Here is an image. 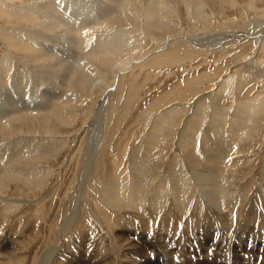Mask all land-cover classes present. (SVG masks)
Here are the masks:
<instances>
[{"label":"rangeland","instance_id":"374dc122","mask_svg":"<svg viewBox=\"0 0 264 264\" xmlns=\"http://www.w3.org/2000/svg\"><path fill=\"white\" fill-rule=\"evenodd\" d=\"M110 1L120 5L119 14L93 24L90 32L87 27L83 57L78 43L67 49L81 54L70 57L67 49L53 53L48 39L73 36L82 25L85 4L89 11L88 0H0V78L7 81L3 90L12 92L15 74L24 82L22 93L31 88L30 72L72 74L55 77L56 85L68 89L65 103L44 115L31 113L11 121L13 141L0 140L3 154H18L6 177L0 176V198L6 200L0 210L8 214L0 215V261L18 264L24 258V264H39L46 253V264H134L154 255L155 264H198L204 257L208 261L200 264H264V241L252 245L250 238L239 242L235 237V258L224 257L223 240L216 232L199 246L193 231L197 223L187 219L190 212H184L174 228L170 243L179 247L173 253L169 245L152 247L161 232L159 221L176 215L175 201L191 205L203 180L218 179L221 200L241 192L234 211L238 216L250 202L264 205V33L257 32L264 30V0ZM38 32L52 36L41 35L42 41L32 35ZM121 34L127 35L125 41ZM109 36L119 39L121 51L87 50ZM227 77L230 85L219 88ZM45 81L39 83L42 92L49 85ZM196 98H201V112L195 108ZM195 128L201 135L193 134ZM98 132L92 171L76 195L83 149ZM106 158L115 169L112 178L107 176ZM168 189L177 198L170 207L163 202L155 222L141 231L129 192L147 202ZM114 190L121 198H114ZM201 209L197 207V215ZM69 212L74 217L62 231ZM210 220L203 221L208 232L211 225L205 222ZM33 238L34 244L28 245ZM182 254L192 262L180 261ZM77 258L81 262L76 263Z\"/></svg>","mask_w":264,"mask_h":264},{"label":"bare ground","instance_id":"6f19581e","mask_svg":"<svg viewBox=\"0 0 264 264\" xmlns=\"http://www.w3.org/2000/svg\"><path fill=\"white\" fill-rule=\"evenodd\" d=\"M89 1V11L88 9V5L85 4V13L82 14L83 15V22L80 23L82 24L81 26H79V28L77 27L76 31H74V35L72 33L73 36H63V37H55V36H52L50 34H46V33H41V32H38L40 33L39 35H37L36 33H32V35H35L36 39H39V40H42L43 41V37H41V35H50L52 36L51 38L48 39V41L50 42V45L53 47V48H49L52 50V52L54 53H58V55H60V51H61V54H62V50H65L67 49L68 47L72 46L73 44H77L76 46L78 47V49L82 50L85 49V45H86V41L84 43V40H85V37L88 33H86V30H87V27H88V30H90V27L96 23L97 24H101V22L103 23L107 18L108 16L110 15H114L115 13H118L119 14V8H120V5L118 3H110L113 4L112 8L109 6L111 5L108 1L109 0H105V1H97V0H88ZM114 1V0H113ZM112 1V2H113ZM86 2V1H85ZM50 3V2H49ZM56 5V4H55ZM41 6V5H40ZM91 7V8H90ZM83 8V10H84ZM81 11V10H80ZM63 12V11H62ZM77 12V11H76ZM83 13V12H82ZM64 14V13H63ZM69 14V13H68ZM60 15V14H59ZM66 16V15H65ZM153 16V15H152ZM69 19V18H68ZM65 20V19H64ZM80 20V19H79ZM82 21V20H80ZM57 22V21H56ZM69 23V22H68ZM106 23V22H105ZM54 24V22H53ZM78 25V24H77ZM65 26V25H64ZM30 28V27H29ZM75 28V27H74ZM100 28V27H99ZM73 29V28H72ZM264 29V28H263ZM70 30V29H69ZM111 30V28H110ZM109 30V31H110ZM113 30V29H112ZM71 31V30H70ZM260 31V35L264 33V30H257V32ZM90 32V31H89ZM113 32V31H112ZM111 32V33H112ZM122 32V31H121ZM106 33V32H105ZM123 33V32H122ZM129 33V32H128ZM86 34V35H85ZM92 34V33H91ZM132 34V33H131ZM111 35V34H110ZM114 36V35H112ZM121 39L120 40H126V36L121 34ZM119 36V37H120ZM211 36V35H210ZM218 36V35H217ZM30 37V36H29ZM34 37V38H35ZM90 37V36H89ZM105 37V36H104ZM110 40H109V39ZM113 38V37H112ZM131 38V37H130ZM97 39V38H96ZM219 39V38H218ZM119 40V39H118ZM115 41L114 39L111 40L110 36L109 37H106L105 39H101L98 40V41H101L99 45H91V46H87V50L90 51V53L94 52V53H97L99 51V49L101 48L102 50H106L105 52H110V53H113V52H117V51H121L122 49V45L119 44V42ZM30 41V40H29ZM45 41V40H44ZM91 41V39L89 40ZM129 41V40H128ZM212 41V40H211ZM39 42V41H38ZM206 42V41H205ZM43 44V43H42ZM41 44V45H42ZM204 44V43H203ZM44 45V44H43ZM47 45V44H45ZM206 45V44H205ZM201 47V46H200ZM75 48V47H74ZM46 49V48H45ZM48 49V48H47ZM77 49V50H78ZM72 50V49H71ZM70 49H67L68 53L71 52V54H68L70 57H74V55L76 54L77 56L80 55L79 52H76L75 54L72 55V51ZM66 51V50H65ZM79 51V50H78ZM84 51V50H83ZM46 52H49V51H46ZM45 52V53H46ZM51 52V53H52ZM49 54V53H48ZM98 54V53H97ZM41 55V54H40ZM57 55V54H56ZM57 55V56H58ZM51 56V55H50ZM77 56H75L77 58ZM67 57V56H65ZM82 57H83V52H82ZM56 58V57H55ZM58 58V57H57ZM62 58V56H61ZM60 58V59H61ZM55 60V59H54ZM58 60V59H57ZM57 60L56 61V64H57ZM63 60V59H62ZM61 60V61H62ZM66 60V58H65ZM63 60L64 62L67 63V65H71L73 63H70V60L69 61H65ZM73 60V59H71ZM62 61V62H63ZM49 62V61H48ZM45 63V62H44ZM23 64V63H22ZM46 64V63H45ZM52 64V63H50ZM55 64V65H56ZM62 64V63H61ZM27 65V64H26ZM49 65V63H48ZM54 65V64H53ZM65 65V63H64ZM36 66V65H35ZM40 66V65H39ZM60 66V65H59ZM58 66V67H59ZM62 66V65H61ZM26 67V66H25ZM34 67V65H33ZM38 67V65L36 66ZM35 67V68H36ZM42 67V66H41ZM63 67V66H62ZM68 67V66H67ZM70 67V66H69ZM45 68V67H44ZM47 68V67H46ZM54 68V66H53ZM43 69V68H40V70ZM48 69V68H47ZM45 69V70H47ZM55 69H56V66H55ZM67 69V68H66ZM78 69V68H77ZM30 70V69H29ZM39 70V69H38ZM39 70V71H40ZM54 70V69H53ZM63 70V69H62ZM72 70V69H71ZM69 70V71H71ZM74 70V69H73ZM56 71H58L56 69ZM67 71V70H66ZM29 72V71H27ZM27 72H25L27 74ZM35 72V71H34ZM30 72V74L28 73L27 76L29 75L30 76V79H33V81H31V88L29 89L28 87H26V90L24 89V91H27V88L29 89L27 92H23L22 93V86L24 85V82L20 81V79L17 77V74H15L14 76V79L12 81V84H10V88L12 90V92H8L7 90L4 91V86H6V82H4V78L1 79L0 78V140H10V141H13L12 140V135L16 133V131H12L10 128V122L15 120H22L21 118H23L24 115H27V114H31V113H35V114H43L44 113L46 114L47 111H51V110H54L56 109L59 105L65 103V98H64V94L67 93L68 95V92L67 90L65 89H62L61 87H59L61 85L58 86L56 85V79L55 77L59 76V78L61 79H65V78H68L70 77L72 74L71 72H63L61 71V74H58V73H55V71L53 72H44L45 74H42L43 72ZM60 72V71H59ZM18 73V72H17ZM38 74V75H37ZM71 74V75H70ZM79 74V73H78ZM13 77V76H12ZM46 79V81L44 80ZM80 79V78H79ZM6 80V79H5ZM37 80V82H36ZM45 81L46 83H48V88L47 90L45 91H41V89H39V83L40 81ZM71 80V79H70ZM230 77H227L223 83H221L219 85V88H222L225 84L229 83L228 86L230 85ZM66 81V80H65ZM68 81V80H67ZM76 81V80H75ZM3 82L5 83L3 85ZM11 82V81H10ZM72 82V81H71ZM234 82V81H233ZM27 83V82H26ZM44 83V82H43ZM59 83V82H58ZM64 83V82H63ZM225 83V84H224ZM240 81L239 82H235V85H240ZM68 84L70 86H72V83H69ZM224 84V85H223ZM67 85V84H66ZM45 86V85H44ZM63 86V85H62ZM227 87V86H225ZM24 88V87H23ZM61 88V89H60ZM63 88H66L63 86ZM4 89V90H3ZM234 89V88H233ZM220 90V89H219ZM222 91V90H221ZM245 92V91H244ZM248 93V92H247ZM4 95L5 97H8L7 99H4L2 100V98H4ZM201 95V94H200ZM199 96V95H198ZM66 97V96H65ZM201 98H196L195 100V105H198V106H195L196 110L198 112H201V106H203V104L201 103L202 101H200ZM205 99V98H204ZM211 101V100H210ZM230 103V102H229ZM239 104V103H238ZM209 105V104H208ZM237 105V104H236ZM247 107V106H246ZM217 108V107H216ZM167 109V108H166ZM218 109V108H217ZM221 109V108H220ZM174 110V109H173ZM263 111V110H262ZM98 112V111H97ZM172 112V111H171ZM220 112V111H219ZM257 114V113H256ZM96 115V114H95ZM165 115V114H164ZM201 116V115H200ZM216 116V115H215ZM223 116V115H221ZM229 116V115H228ZM26 117V116H25ZM167 117V116H166ZM224 117V116H223ZM222 117V119H223ZM228 118V117H227ZM235 118V117H234ZM233 118V119H234ZM237 118V117H236ZM235 118V119H236ZM221 119V121H222ZM232 119V120H233ZM231 120V119H230ZM227 122V121H226ZM198 123V122H197ZM208 123V122H207ZM238 123V122H237ZM233 124V123H232ZM99 125V124H98ZM197 125V124H196ZM95 126V125H94ZM100 126V125H99ZM206 126V125H205ZM89 127V126H88ZM98 127V126H96ZM189 127V126H188ZM212 127V126H210ZM214 127V126H213ZM212 127V128H213ZM95 128V127H94ZM99 129V128H98ZM228 130V132H230V128H226ZM198 130V128L194 130V135L196 136L195 133H199L196 132ZM205 133L207 132L206 130H204ZM93 134H94V130L92 131ZM216 132V130H215ZM219 132V131H218ZM99 133V132H98ZM203 133V132H202ZM208 133V132H207ZM235 133V132H234ZM201 135V133H199ZM198 134V135H199ZM236 134V133H235ZM78 135V134H77ZM203 135V134H202ZM224 135V134H223ZM249 135V134H248ZM12 136V137H11ZM76 136V135H75ZM181 136V135H180ZM205 136V135H204ZM221 136V135H220ZM100 137H101V134L99 133V135L97 137H94L92 139V141L90 143L87 144V149H83L84 151V155H83V166H84V170L82 171V176H81V179L80 181H78L77 185H76V190H75V194L77 195V193H80L82 192L81 188L83 186V184L85 183L86 181V178L87 176L91 173L92 171V161H93V158L95 156V153L96 151L98 150L99 148V143H100ZM185 137V136H184ZM198 137V136H197ZM200 137V136H199ZM77 138V137H76ZM183 138V137H182ZM80 139V138H79ZM84 139V138H83ZM220 140V139H219ZM218 141V140H217ZM195 143V142H194ZM208 143V142H207ZM219 143V141H218ZM4 144H7L6 142ZM3 144V145H4ZM9 144V142H8ZM7 144V145H8ZM10 145V144H9ZM214 145V144H213ZM76 146V145H75ZM86 148V147H85ZM74 149V148H73ZM219 149V147H218ZM11 150V149H10ZM86 150V151H85ZM212 150V149H211ZM69 151V150H68ZM192 152L191 150H186V153L188 152ZM244 151V150H243ZM4 152V147L0 148V173L2 177H6V174L7 172L9 171L8 170V166L9 164H11L15 159L16 157L18 156L17 153H12V154H3ZM11 152V151H10ZM210 152V151H209ZM209 152H208V155H209ZM216 152V153H214ZM213 153L215 154L216 157H220L222 156L223 157V153L222 152H217L213 150ZM211 154L212 156L214 154ZM73 154V153H72ZM210 156V155H209ZM19 159V158H18ZM108 158H106L105 162H106V165H108V167L106 168V171H107V176H109L110 178L113 177L114 175V172H115V169L113 168V166H111V163L110 165L108 164L109 161L107 160ZM219 159V158H218ZM17 160V159H16ZM15 160V161H16ZM213 160H215V158H213ZM212 160V161H213ZM222 160V159H220ZM14 161V162H15ZM14 162L12 164H14ZM215 162H218V161H215ZM261 162L263 163L262 167L264 169V149L262 151V158H261ZM222 163V162H221ZM192 164V163H191ZM218 164V163H217ZM11 166V165H10ZM15 166V165H14ZM214 169L216 168V165L214 164ZM221 165L219 164V167ZM8 167V168H7ZM206 167H209V166H206ZM218 167V168H219ZM224 167V165L222 166V168ZM218 168L216 170H218ZM209 169V168H208ZM213 169V170H214ZM215 170V171H216ZM220 170V169H219ZM218 172V171H217ZM219 173V172H218ZM214 175H217V173H212ZM220 174V173H219ZM206 175V174H205ZM264 175V173H263ZM221 176V175H220ZM89 177V176H88ZM201 178V177H200ZM214 178V177H213ZM211 182H207L206 180H203L207 183L204 182V184H198L199 185V188L197 187V189H199L198 192H196V194L198 193V195H196L194 201H192L191 205L189 204V206L187 205L188 201H184V202H181L180 200H178V202L175 201V207L177 208V212H176V215H173V216H168V219H161L159 221V224L161 225L162 228H159L160 229V233H158L157 235V238L155 240V243L153 244L152 247H156V246H164V245H169L170 246V250H171V253H173L174 249L178 246H173L171 245L170 243V240L172 238V233L174 232V228L177 227V225L180 223L181 221V216L185 213H189V218H187L189 221H191V223H197V226L196 227H193V231H195V236L198 237V239L200 240L198 245L199 246H202L203 244H206L208 242V239H211V236L216 232L217 234V238L223 240V246H222V250L221 252L225 255L224 257L226 258H229V257H232V258H235V252L237 251L234 246H233V239L235 238L237 241L240 242V239H244V240H247V239H251V243L252 245H255V243L257 242H263L264 241V205L261 203L260 206H262L263 210L261 209L262 212H259L258 211V203L257 202H253L250 204H248L247 202V206L245 207L244 211L241 212V215L238 216V213L234 212L235 209H239V204H240V194L241 192H236L234 196L232 197H229L228 199L225 200H221L222 197L221 195V185L222 184H219V181L218 179L215 180L214 179H210ZM107 182V181H106ZM263 185V184H262ZM180 186V185H179ZM131 187V186H130ZM114 188V187H113ZM126 188V187H125ZM84 189V188H83ZM173 189V188H172ZM125 190H127L128 192V189L126 188ZM132 190V189H131ZM169 191L166 192V194L163 196L161 195L162 197L161 198H158L160 197V195H155L156 196H150L148 198V201L147 202H144L141 200L140 196H136L135 194L133 195V193H130L129 192V195H128V202L130 204V206L134 207L137 211V215H136V224L138 226H141V229L139 228L141 231L142 229L145 228H148L147 225L149 226L150 224H152V221L155 222V217L157 216V212H159V209L160 208H164L162 207V203L166 202L168 204V207H170L172 204H171V200L173 199H176L177 198V194H173L172 193V190L168 189ZM180 190V189H179ZM224 190V189H223ZM137 191V190H136ZM230 191V190H229ZM134 192V191H132ZM149 193V192H148ZM259 193V192H258ZM188 194V193H187ZM112 195L115 196L114 198H118L119 197L121 198V195L119 196V192H116V190L112 191ZM79 196V194H78ZM118 196V197H117ZM81 197V196H80ZM83 197V196H82ZM259 197V196H258ZM113 198V197H112ZM185 198V197H184ZM183 198V199H184ZM78 198H76L77 200ZM82 199V198H81ZM186 199V198H185ZM261 199V198H260ZM258 199V200H260ZM75 200V201H76ZM262 200V199H261ZM264 200V199H263ZM5 202L6 200L0 198V202ZM171 201V202H170ZM257 201V199H256ZM120 202V201H119ZM242 202V201H241ZM75 203V202H74ZM77 204V203H76ZM246 204V203H245ZM166 205V204H165ZM78 206V205H77ZM198 206H202V212L201 210L199 212H201L199 215H197V207ZM131 207V208H132ZM146 207V209H145ZM167 207V206H166ZM6 208V207H5ZM77 208V207H76ZM133 208V209H134ZM74 210V208H73ZM153 210V211H152ZM75 211V210H74ZM79 211V210H78ZM121 211V210H120ZM134 211V210H133ZM117 212V211H116ZM152 212V213H151ZM161 212H163L161 210ZM154 213V214H153ZM153 214V215H151ZM0 215H4V216H7L8 214L5 213V209L4 210H0ZM74 213L72 214L71 212H69V214L67 215L66 219H65V222L63 224V227H62V231L66 230L70 224V221L73 219V216ZM188 215V214H187ZM162 216V215H161ZM160 216V217H161ZM159 217V218H160ZM165 217V216H164ZM2 218V217H0ZM124 218V217H123ZM122 218V219H123ZM186 218V217H185ZM210 220L209 223H206L205 224H210L211 225V230L208 232V230L205 231V226H203V221L205 220ZM133 220V219H131ZM130 220V221H131ZM185 221V220H184ZM186 222V221H185ZM184 222V223H185ZM4 223V222H3ZM3 223L0 222V224L2 225ZM130 223V222H129ZM135 224V225H136ZM204 224V225H205ZM130 225H132L130 223ZM134 224L132 226H134L133 228H135ZM159 225V226H160ZM182 225V224H181ZM185 225V224H184ZM190 225V224H189ZM187 226V225H186ZM195 226V225H194ZM207 226V225H206ZM216 229H214L215 227ZM125 227V226H124ZM210 227V226H209ZM18 228V227H17ZM120 228V227H119ZM136 228V229H137ZM34 229V228H33ZM122 229V227H121ZM163 229V230H162ZM208 229V228H207ZM145 232V229L143 230ZM176 231V230H175ZM189 234V233H188ZM138 237V236H137ZM189 237V236H188ZM35 238H33L30 242H28V245L31 244L33 242H35L34 240ZM197 239V238H195ZM152 240V239H151ZM153 240V241H154ZM14 242V241H13ZM149 241H147L148 243ZM136 243V242H135ZM141 245V244H140ZM181 245V244H180ZM183 245V244H182ZM215 244H211L210 246H214ZM52 246V245H51ZM142 246V245H141ZM139 246V247H141ZM242 247H244L245 245L241 244ZM27 247V245L25 246ZM165 247V246H164ZM179 247V246H178ZM183 247V246H182ZM181 247V249H182ZM150 248V247H149ZM148 248V249H149ZM157 248V247H156ZM263 250H264V245H263ZM146 249V248H144ZM142 249V250H144ZM147 249V250H148ZM154 249V248H152ZM159 249V248H158ZM166 249V248H165ZM168 249V248H167ZM166 249V250H167ZM180 249V250H181ZM53 250V249H52ZM52 250H50V252H52ZM196 251L198 250V252L201 253V249H199L197 246H196ZM149 251V250H148ZM157 251V250H156ZM178 251V250H177ZM182 251V250H181ZM195 251V252H196ZM126 252V251H125ZM134 252V251H133ZM164 252V251H163ZM166 252V251H165ZM169 252V251H168ZM184 252V251H183ZM189 252V251H188ZM194 252V251H193ZM54 253V251H53ZM146 253V252H145ZM170 253V252H169ZM192 253V252H191ZM143 254V253H142ZM141 254V255H142ZM149 254V253H148ZM193 254V253H192ZM194 254H197L194 253ZM211 254V253H210ZM45 255L46 253L42 254L41 257H40V260H39V264H44L45 263ZM52 255V254H51ZM184 254H182L183 256ZM47 256V255H46ZM149 256V255H148ZM155 256V255H154ZM153 256V257H154ZM218 256V255H217ZM146 257V256H145ZM153 257L151 258L148 257V258H143L144 262L143 263H140L141 261L137 262V263H134V264H155V261H153ZM216 257V256H215ZM214 255L213 257H208V258H211V261L213 260V258H215ZM78 259V258H77ZM75 259V262L78 263V262H81L79 259L77 260ZM218 259V257L216 258ZM220 259V258H219ZM180 260V259H179ZM202 260V261H201ZM200 263L202 262H205V261H208L206 260V257H204V261H203V258L201 259ZM180 261H186V262H192L191 259L189 260H186L185 259V256H183L182 260ZM245 261V260H244ZM236 262V261H235ZM233 263V264H237V263ZM18 264H24V258L20 259L18 262ZM86 263V262H85ZM198 263V264H200ZM0 264H6L4 261H0ZM10 264V263H9ZM15 264V263H14ZM46 264V263H45ZM197 264V263H196ZM209 264V263H207ZM211 264V263H210ZM212 264H220L218 263L217 261H214L212 262ZM242 264H246V263H242ZM247 264H250V262L247 260Z\"/></svg>","mask_w":264,"mask_h":264}]
</instances>
